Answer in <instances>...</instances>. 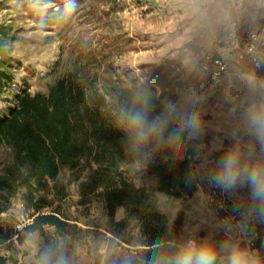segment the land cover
<instances>
[{
	"label": "rangeland",
	"instance_id": "rangeland-1",
	"mask_svg": "<svg viewBox=\"0 0 264 264\" xmlns=\"http://www.w3.org/2000/svg\"><path fill=\"white\" fill-rule=\"evenodd\" d=\"M128 1L130 5L126 0H0V30L6 32L0 31V45L12 64L8 66L10 81L0 85L1 110L14 103V92L21 88L32 93L45 91L48 84L66 72L98 75L101 84L112 71L132 89L145 85L148 77L156 75L151 85L156 96L167 103L181 70L169 60H160L157 64L148 62L158 56L154 49L160 41L156 33L146 29L152 27L155 31L157 20L149 14L146 2ZM126 9L130 11L125 12ZM152 10L158 11V8L155 6ZM152 115L155 114L152 112ZM125 135L119 171L135 185L152 191L156 208L167 216L168 225L180 235L195 231L203 236L204 230L197 227L191 211L194 202L189 198L192 196L174 198L155 191L153 177L146 170L148 163L168 157L181 158L183 145L170 147L152 141L134 150ZM146 152L152 154L147 162ZM11 160V150L0 145V173ZM106 164L82 158L77 167L62 169L60 178L66 194L61 200L38 192L27 197L24 186L8 196L0 189V207L5 208L0 212V252L26 264H36L37 250L30 248L26 241L36 237L39 247L42 237L38 232L24 230L19 235L26 233L25 238L22 243L18 242L17 218L20 214L52 212L56 208L68 224L63 251L71 264H141L142 246L135 220L124 230L126 241L114 237L107 229L106 202L101 187L95 185L98 170ZM36 206H40L38 211ZM123 216L124 207H117L115 220ZM219 235V240L225 238L222 233Z\"/></svg>",
	"mask_w": 264,
	"mask_h": 264
},
{
	"label": "trees",
	"instance_id": "trees-1",
	"mask_svg": "<svg viewBox=\"0 0 264 264\" xmlns=\"http://www.w3.org/2000/svg\"><path fill=\"white\" fill-rule=\"evenodd\" d=\"M10 65L0 45V85L10 81ZM155 76L132 89L112 71L101 84L98 75L66 72L48 84L45 91L32 93L21 88L14 92V103L4 110L0 108V145H6L12 153L11 162L0 173V189L8 196L24 186L27 197L38 192L61 200L66 194L60 178L62 169L77 167L82 158L101 165L107 162L95 178L106 202L107 229L114 237L126 241L124 230L135 220L142 246L140 261L147 264L154 242L164 235L165 225L173 237L179 232L168 225L167 216L156 208L152 191L135 185L119 171L127 136L117 130V120L122 109L135 110L145 100L155 115L163 111L166 103L156 96L151 85ZM182 145L181 158L170 157L146 165L147 172L156 178L155 191L174 198H189L197 187V182L186 183L185 176L189 172L197 175L195 157L199 142L185 137ZM119 206L124 207V216L115 220ZM4 209L0 207V212ZM39 209L36 206L35 210ZM67 225L55 208L52 212L38 213L24 230L39 233L43 240L40 250L45 246H59L63 250ZM25 235H18V242L22 243ZM38 255L36 251V260ZM0 264L26 263L0 252Z\"/></svg>",
	"mask_w": 264,
	"mask_h": 264
},
{
	"label": "crops",
	"instance_id": "crops-1",
	"mask_svg": "<svg viewBox=\"0 0 264 264\" xmlns=\"http://www.w3.org/2000/svg\"><path fill=\"white\" fill-rule=\"evenodd\" d=\"M140 1L149 5V14L155 15L157 20L155 31L152 27L146 30L156 33L160 41L154 49L158 58L148 62L157 64L160 60H169L181 70L166 104H175L178 111L195 108L202 116V133L195 138L199 142V153L195 157L199 180L189 201L194 202L191 211L197 219V227L204 230V235L214 234L219 240V234L225 236V233L207 206L209 185L204 177L223 151L234 143L231 139L234 130L241 131V145L245 149L252 145L259 154L258 147L243 134L241 116L250 104L264 101V56L239 58L238 50L230 49L221 40L230 20H237L243 32L258 27L261 20L259 0ZM126 2L130 5L128 0ZM155 6L159 12L152 10ZM184 47L188 48L187 52H183ZM194 49L211 50L221 55L225 61L221 74L215 77L210 72L198 70L191 59ZM151 176L156 186V178ZM229 199L237 210L236 203H247V192L239 191ZM255 226L262 233L257 248L264 253V222Z\"/></svg>",
	"mask_w": 264,
	"mask_h": 264
},
{
	"label": "clouds",
	"instance_id": "clouds-1",
	"mask_svg": "<svg viewBox=\"0 0 264 264\" xmlns=\"http://www.w3.org/2000/svg\"><path fill=\"white\" fill-rule=\"evenodd\" d=\"M241 119L243 134L254 142L259 154L252 145L245 149L241 145V131L234 130L231 133L234 143L223 151L204 177L209 186L229 196L246 190L247 203L234 205L240 219L235 223L223 221L222 240L215 239L214 234L199 236L195 231L173 237L165 225L164 235L154 242L147 264H264V253L253 247L254 225L264 222V101L250 104ZM202 128V116L195 108L178 111L175 104L169 103L162 112L152 115L146 100L135 110L122 109L117 120V130L128 135L134 150L152 141L180 146L186 135L199 137ZM151 156L146 152L145 161ZM198 180L192 172L185 176L189 184ZM26 244L39 252L36 264H71L70 257L59 246L40 250L36 237H29Z\"/></svg>",
	"mask_w": 264,
	"mask_h": 264
},
{
	"label": "built area",
	"instance_id": "built-area-1",
	"mask_svg": "<svg viewBox=\"0 0 264 264\" xmlns=\"http://www.w3.org/2000/svg\"><path fill=\"white\" fill-rule=\"evenodd\" d=\"M258 5L261 13L258 27L243 32L237 20H230L225 35L221 40L230 49L238 50L237 56L239 58H244L245 56H264V0H259ZM129 11L130 9L125 10V12ZM187 51L188 48L184 47L183 52ZM173 55L172 52L171 56ZM191 59L198 70L210 72L215 77L221 74L222 67L225 65L224 58L211 50L194 49L191 52ZM206 201L207 206L212 210L223 232L224 220H231L235 223L240 219L239 212L231 206L229 195L222 193L219 189L208 186ZM38 213L40 212L31 215L20 214L15 224V236L24 231L25 227L33 222L34 217ZM41 213L44 212L42 211ZM254 232L256 233V238L253 247H258L262 233L255 225Z\"/></svg>",
	"mask_w": 264,
	"mask_h": 264
}]
</instances>
